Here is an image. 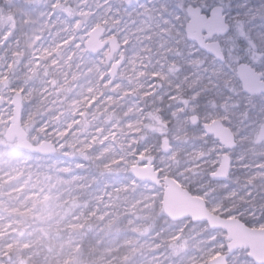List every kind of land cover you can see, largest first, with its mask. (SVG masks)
<instances>
[{
    "label": "clouds",
    "instance_id": "1",
    "mask_svg": "<svg viewBox=\"0 0 264 264\" xmlns=\"http://www.w3.org/2000/svg\"><path fill=\"white\" fill-rule=\"evenodd\" d=\"M177 7L180 11L174 13L166 29L167 50L185 63L200 65L199 75L188 87L213 95L221 109L220 119L233 128L239 145L245 139L241 136L244 121L256 128L264 127V92L251 95L233 90L232 58L239 53H228L212 64H203L195 54L185 52L181 19L192 7V0H184L183 6ZM99 37L98 33L92 37L95 43L85 42L81 49H91L99 58V63L89 69L94 74L96 89L92 95H97L98 100L92 109L83 106L91 116L84 126H75L68 135H54L48 129L62 133L63 118L57 120L56 113L36 98L25 106L19 121L27 143L32 146L29 149L20 144L12 131L17 124L12 119L15 109L9 106L0 110V264H136L133 251L114 245L110 238L106 239L107 233L101 236L93 231L100 215L108 216L107 211L97 214L92 203L95 188L86 180L79 183L80 191L77 187L66 188L62 179L65 175L90 174L96 180L111 183L112 216L107 225L131 227L141 235L155 234L160 241L157 248L166 247L175 233L191 239L194 230L203 236L213 228L208 218L175 214L166 203L169 181H178L194 190L210 183L215 169L204 167L211 158L209 146L199 142L194 125L177 143L168 128L170 118L158 106L150 113L155 124L140 123L130 115L132 108L126 106L124 92L131 87L141 99L143 94L131 81L124 83L127 66L117 67L119 53L114 42ZM260 47L264 49V42ZM259 74L264 75V68L259 69ZM147 103L155 105V101ZM89 125L96 131L88 130L80 139L77 132ZM254 132L255 128L247 134L248 148L264 153V141L254 143ZM42 146L46 150H41ZM65 153H71L83 167L66 173L60 165ZM140 154H144V160ZM134 167L143 171L137 174ZM205 176L209 179L205 180ZM246 187L243 194L237 191L230 198L229 207L235 214L264 212V195L259 201L248 198V192L257 188L264 193V170L253 173ZM212 191L208 187L197 194H203L205 202L214 207L215 203L207 199ZM45 196L49 199L45 200ZM189 264H196L194 257H189Z\"/></svg>",
    "mask_w": 264,
    "mask_h": 264
},
{
    "label": "rangeland",
    "instance_id": "2",
    "mask_svg": "<svg viewBox=\"0 0 264 264\" xmlns=\"http://www.w3.org/2000/svg\"><path fill=\"white\" fill-rule=\"evenodd\" d=\"M150 1H142L145 6L141 7L139 4L127 6L125 0H78L75 5L73 0H0V110H7L9 106L14 109L13 96L21 93L24 109L32 100L39 98L48 105L50 112L56 113L57 120L63 118L61 123L64 125V135H68L75 126H84L91 116L84 111L83 106L92 109L98 100L97 95H92L96 89L94 74L89 69L94 63H99V58L81 49L85 47L89 34L102 27L105 29L103 39H116L120 46L117 57L119 67L127 66V79L124 83L131 81L143 94L141 99L131 87L124 92L126 106L132 108L130 115L140 123L155 124L156 120L150 113L158 106L163 110L162 114L170 118L168 128L177 143L181 142L180 138L193 126L191 117L198 116L200 122L195 126L199 134L198 140L206 142L211 152V158L204 167L214 168L215 171L211 172L213 174L219 167L223 154H227L232 160L231 173L225 182H215L210 178L209 184L195 190L177 182L191 194L204 200L205 196L197 192L213 188L214 191L207 199L215 203V206L206 203L211 212L224 218L240 219L252 228L264 229V212L235 214L229 207L230 198L237 191L241 194L247 191L249 177L264 170V153L249 150L247 140V134L255 128L254 143L259 144L258 137L262 127L256 128L254 124L244 121L241 136L245 139L233 150H226L213 136L205 133L202 124L216 120L221 121L232 133L233 128L220 119L221 109L210 92L188 87L199 75L200 65L185 63L175 53L167 50L166 29L174 13L180 11L177 5L183 6L184 0ZM217 3L218 0H192V6H199L207 11ZM226 3V16L231 31L213 41L220 42L227 53H239L232 58L233 90L247 93L237 75V67L240 63H245L257 73L260 68H264V49L260 47L261 42H264V0H227ZM133 10L137 12L132 13ZM74 12L76 15L71 18ZM188 22L186 12L181 19L180 29L184 51L195 54L203 64L218 61L203 51L196 42L188 40ZM124 29L129 31L128 38L125 37ZM133 55L136 56L132 57ZM262 76L261 82H264V75ZM26 96L30 99L26 100ZM150 101H155V105L147 103ZM48 130L54 135L60 134L54 129ZM88 130L96 131L89 125L87 128L82 127L77 136L84 139ZM60 165L66 173H75L83 167L71 153L63 155ZM62 179L66 188L77 187L80 191L78 185L85 180L95 188L92 203L96 205L97 214L107 211L108 216L100 215L99 223L93 231L101 236L107 233L106 239L110 238L114 245H122L133 251L136 263L146 261V255L155 252L149 251L148 247L140 248L141 244L153 243L156 246V242L160 241L155 234L141 235L131 227L107 225V220L112 216V197L109 195L111 183L96 180L90 174L65 175ZM208 179L205 176V180ZM262 195L264 193H260L259 188L248 192L250 200L255 197L259 201ZM47 199L49 197L45 196V200ZM22 214L27 215V212ZM24 247L28 245L25 244ZM138 248L139 251H134ZM160 249L167 252L171 262H174L172 259H182L184 255L193 253L199 264H208L210 260L227 253L226 233L212 229L201 236L194 230L191 239L175 233L169 238L167 246ZM248 253L247 250L237 251L230 257L228 264H255Z\"/></svg>",
    "mask_w": 264,
    "mask_h": 264
},
{
    "label": "water",
    "instance_id": "3",
    "mask_svg": "<svg viewBox=\"0 0 264 264\" xmlns=\"http://www.w3.org/2000/svg\"><path fill=\"white\" fill-rule=\"evenodd\" d=\"M144 0H125L127 6L138 5ZM223 7H213L210 12L204 13L199 6H192L187 11L189 22L186 26L187 38L189 41L196 42L198 46L208 54L214 56L217 60L224 57L220 42L213 41L215 38L226 36L230 32V25L227 23V17L224 15ZM100 34V39H103L105 29L99 27L93 30L87 40V44L95 43L92 37ZM109 42H114L117 53L120 46L116 39H109ZM89 52L92 56L97 55L91 49ZM120 64H117L119 68ZM237 75L243 83L245 92L251 95H259L264 92V82H261L263 76L249 65L242 63L237 68ZM19 103V109L17 108ZM12 105L15 109V116L12 119L17 121V124L12 129L13 133L19 138L20 144L23 147L31 149V145L27 143L25 130L22 124L19 123L23 115V95L15 93L13 96ZM195 117V121L193 120ZM199 117L192 116L191 122L194 126L199 124ZM202 128L209 136H213L215 140L226 150H233L237 147L234 135L231 130L224 126L219 120L209 124H202ZM264 141V127L260 130L258 143ZM41 150H46L42 146ZM232 160L227 154H223L220 160L219 167L216 172L211 174V178L215 182H225L231 173ZM166 202L173 213L179 215H188L191 217L201 218L207 217L205 212H211L201 197L191 194L187 189L183 188L177 181H169V186L166 191ZM217 219V223L213 224V230H221L226 233L227 253L220 255L208 262V264H224L232 255L239 250H247L250 259L254 260L255 264H264V229H256L248 226L245 222L237 218H224L211 212Z\"/></svg>",
    "mask_w": 264,
    "mask_h": 264
},
{
    "label": "bare ground",
    "instance_id": "4",
    "mask_svg": "<svg viewBox=\"0 0 264 264\" xmlns=\"http://www.w3.org/2000/svg\"><path fill=\"white\" fill-rule=\"evenodd\" d=\"M150 2H152V0ZM144 3L145 2H141L139 4V6L144 7L145 6ZM135 12H137V11L133 10L132 13H135ZM144 23L145 22H143V24ZM141 25H142V23H141ZM139 31H140V29L137 30V32H139ZM123 32L125 33V37L128 38L129 37V31L124 29ZM127 41H129V40H127ZM127 41H125V42H127ZM134 48H136V47H134ZM134 56H136V55H133L132 57H134ZM156 243L159 244V242H156ZM145 247L146 248L148 247L149 251H155V252L153 254L146 255V257H145V259L147 258L146 261L145 260L140 261V263H136V264H145V263L146 264H161V261H163V264H187V263L189 264V257H194L193 253H189L186 256L184 255L182 259H177V260L172 259V261H174V262H171V259H169L168 255H167V252L165 250L163 252V250H161L160 248H157L153 243L147 244V245H145ZM195 261H196V264H199V260L197 259V257H195Z\"/></svg>",
    "mask_w": 264,
    "mask_h": 264
},
{
    "label": "snow or ice",
    "instance_id": "5",
    "mask_svg": "<svg viewBox=\"0 0 264 264\" xmlns=\"http://www.w3.org/2000/svg\"><path fill=\"white\" fill-rule=\"evenodd\" d=\"M17 108L19 109V103H17ZM195 117H193V120L195 121ZM129 127H131V125H129ZM61 135H64V133L62 132V133H60ZM165 146H167V142H165ZM144 154H140V159L141 160H144ZM134 171H136L137 172V174H140V172L141 171H143L142 169H137V168H135L134 167V169H133ZM167 203V202H166ZM218 207L219 206H217V209H218ZM169 210L170 211H172L170 208H169ZM214 210H216V209H214ZM205 215H207V217H208V219L209 220H211V222L213 223V224H215V223H217V219H216V217H214L213 215H212V213L211 212H205L204 213ZM229 215H230V213H229ZM224 264H227V261L225 260L224 261Z\"/></svg>",
    "mask_w": 264,
    "mask_h": 264
},
{
    "label": "flooded vegetation",
    "instance_id": "6",
    "mask_svg": "<svg viewBox=\"0 0 264 264\" xmlns=\"http://www.w3.org/2000/svg\"><path fill=\"white\" fill-rule=\"evenodd\" d=\"M226 1H227V0H218V3H217L216 5L213 6V7H216V6L223 7L224 10H225V13H224L225 16H226V12H227V3H226ZM213 7H212V8H213ZM212 8H211V9H212ZM211 9L209 8L208 11H207L206 9H205V10L203 9V12L208 14V13L210 12ZM226 17H227V16H226ZM227 23L229 24V22H228V18H227ZM229 25H230V24H229ZM230 31H231V26H230ZM228 34H229V33H228ZM221 46H222V45H221ZM222 50H223L224 56H226L228 53L225 52L223 48H222ZM238 62H240L239 59H238ZM240 64H242V63H240ZM240 64H239V65H240ZM239 65H238V66H239ZM247 65H248V64H247ZM237 68H238V67H237ZM262 79H263V78H262ZM259 135H260V133H259ZM258 138H259V137H258Z\"/></svg>",
    "mask_w": 264,
    "mask_h": 264
},
{
    "label": "trees",
    "instance_id": "7",
    "mask_svg": "<svg viewBox=\"0 0 264 264\" xmlns=\"http://www.w3.org/2000/svg\"><path fill=\"white\" fill-rule=\"evenodd\" d=\"M77 1H78V0H73V5H75ZM75 15H76V13L74 12V14H73V15H71L70 17H71V18H74V17H75Z\"/></svg>",
    "mask_w": 264,
    "mask_h": 264
}]
</instances>
